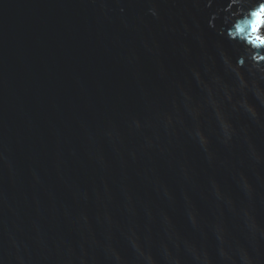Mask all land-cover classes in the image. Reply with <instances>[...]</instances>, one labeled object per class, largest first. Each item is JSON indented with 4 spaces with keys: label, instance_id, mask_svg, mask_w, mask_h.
Here are the masks:
<instances>
[{
    "label": "water",
    "instance_id": "1",
    "mask_svg": "<svg viewBox=\"0 0 264 264\" xmlns=\"http://www.w3.org/2000/svg\"><path fill=\"white\" fill-rule=\"evenodd\" d=\"M258 8L0 0V264H264Z\"/></svg>",
    "mask_w": 264,
    "mask_h": 264
},
{
    "label": "clouds",
    "instance_id": "2",
    "mask_svg": "<svg viewBox=\"0 0 264 264\" xmlns=\"http://www.w3.org/2000/svg\"><path fill=\"white\" fill-rule=\"evenodd\" d=\"M262 17V16H261ZM263 29V31H264V27L262 28ZM258 32V34H263L264 32ZM252 34H256V32H253ZM252 35H248V37H251ZM264 35H260V37H263ZM257 38V37H256ZM264 38V37H263ZM254 39V38H253ZM258 41H261V39H259ZM243 86H248L247 85V82L246 81H244L243 82ZM254 87L256 88V90H257V92H259V91H261V89L255 84L254 85ZM241 103L242 104H245L246 106H247V110L249 111V112H251V113H256V108H255V106L254 105H252V104H250V103H248L247 102V100L245 99V100H243V101H241Z\"/></svg>",
    "mask_w": 264,
    "mask_h": 264
}]
</instances>
